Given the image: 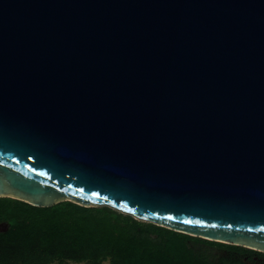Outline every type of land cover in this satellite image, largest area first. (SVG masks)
I'll use <instances>...</instances> for the list:
<instances>
[{"label":"water","instance_id":"water-1","mask_svg":"<svg viewBox=\"0 0 264 264\" xmlns=\"http://www.w3.org/2000/svg\"><path fill=\"white\" fill-rule=\"evenodd\" d=\"M0 198L264 252V0H0Z\"/></svg>","mask_w":264,"mask_h":264},{"label":"trees","instance_id":"trees-1","mask_svg":"<svg viewBox=\"0 0 264 264\" xmlns=\"http://www.w3.org/2000/svg\"><path fill=\"white\" fill-rule=\"evenodd\" d=\"M1 224L0 264H224L214 248H237L72 202L39 208L0 198Z\"/></svg>","mask_w":264,"mask_h":264},{"label":"flooded vegetation","instance_id":"flooded-vegetation-1","mask_svg":"<svg viewBox=\"0 0 264 264\" xmlns=\"http://www.w3.org/2000/svg\"><path fill=\"white\" fill-rule=\"evenodd\" d=\"M216 261L224 260V264H264V252L237 247L236 249L214 248Z\"/></svg>","mask_w":264,"mask_h":264},{"label":"rangeland","instance_id":"rangeland-1","mask_svg":"<svg viewBox=\"0 0 264 264\" xmlns=\"http://www.w3.org/2000/svg\"><path fill=\"white\" fill-rule=\"evenodd\" d=\"M97 207H104V206H97ZM106 207V206H105ZM114 210V209H113ZM116 213H121V212H119V211H117V210H114ZM123 214V213H122ZM124 215H126V214H124ZM139 222H141V223H144V224H148V223H146V222H142V221H139ZM7 228V225L6 224H1L0 225V231H3L4 229H6ZM216 248H218V249H224V248H219V247H216ZM227 249V248H226ZM56 264V263H55ZM65 264H87V263H74V262H68V263H65ZM103 264H109L108 263V261H105Z\"/></svg>","mask_w":264,"mask_h":264}]
</instances>
